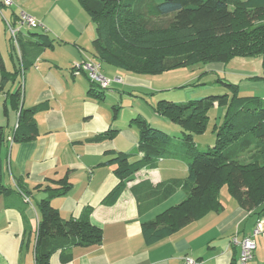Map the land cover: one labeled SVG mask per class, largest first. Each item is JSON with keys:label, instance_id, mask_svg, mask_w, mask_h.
Returning a JSON list of instances; mask_svg holds the SVG:
<instances>
[{"label": "crops", "instance_id": "obj_1", "mask_svg": "<svg viewBox=\"0 0 264 264\" xmlns=\"http://www.w3.org/2000/svg\"><path fill=\"white\" fill-rule=\"evenodd\" d=\"M12 3L7 7L10 22H6L17 27V13L24 11L40 24L34 28L37 33L24 35L19 31L24 40L32 44L37 35L45 36L51 46L40 53L26 49L30 51L22 56L27 68L0 90V127L5 137L0 150L2 183L10 190L0 195V264H35L37 206L48 197V189L56 188L53 181L64 177L72 189L63 197L51 196V207L62 220L88 221L101 231L102 242L90 248L63 247L50 256L49 264H185L186 259L194 264H231L232 260L238 264L239 243L253 234L257 222L223 188L219 193L221 212L209 213L153 246L144 244L142 223L153 221L183 202L187 195L178 188L171 196L163 197L167 183L186 175V164L181 158L165 156L136 172L116 200H106L119 182L114 175L115 166L108 161L117 153L132 152L139 142L136 129L129 123L141 117L140 113L130 107L123 114V98H137L128 92L143 84L132 74L106 64L111 69L102 74L104 63L98 62L92 48L95 26L77 0ZM1 9L0 58L5 72L13 73L21 68V56L11 50V36ZM249 60L252 59H234L224 68L213 67V71L237 86L241 96H263L264 81L253 79L261 70L251 69ZM87 61L99 64L101 74L112 82L109 89L95 90L97 85L85 73H75V65ZM213 71L206 70L201 76L207 77ZM144 87L150 90L151 85ZM18 88L22 108L35 112L37 132L32 139L14 143L18 113L11 95ZM99 95L102 99L97 98ZM108 132L112 138L90 142ZM180 193L181 199L176 200ZM258 222L261 231L254 237L256 248L247 264H264V219ZM234 239L238 244L232 243Z\"/></svg>", "mask_w": 264, "mask_h": 264}, {"label": "trees", "instance_id": "obj_2", "mask_svg": "<svg viewBox=\"0 0 264 264\" xmlns=\"http://www.w3.org/2000/svg\"><path fill=\"white\" fill-rule=\"evenodd\" d=\"M77 1L95 26L92 48L99 63L136 76H155L197 64L226 65L234 58H260L261 74L253 79L264 81V0ZM166 17H171L167 28L152 24L153 19ZM24 38L20 32L15 41L10 38L12 52L21 56L20 70L5 72L0 58L1 91L27 68L22 56L30 51L26 49L40 53L51 46L45 36L37 35L32 44ZM214 82L224 87L223 95L184 103L160 99L152 107L157 116L182 130L181 138H172L144 118L136 117L129 125L138 133L137 148L128 154L117 153L108 161L115 166L114 175L119 181L107 196L109 201L117 199L136 172L162 157H179L186 164L185 177L167 183L163 197L171 196L178 188L187 197L153 221L142 223L141 235L147 247L209 213L221 212L219 193L223 187L256 222L264 219V100L241 96L238 87L227 81L214 80L206 85ZM11 101L18 113L12 141L32 139L37 132L35 112L22 108L20 88L11 95ZM220 109L222 122L209 128L210 112ZM208 129L214 135V145L198 151L194 141ZM3 130L0 127V150L5 141ZM112 136L108 132L90 142ZM2 174L0 160V195L10 191L2 183ZM53 183L56 188L48 189V197L37 206L35 264H49L50 256L63 247L90 248L102 242L101 231L88 221L60 218L49 199L67 195L72 185L66 177ZM231 264L237 263L232 260Z\"/></svg>", "mask_w": 264, "mask_h": 264}, {"label": "rangeland", "instance_id": "obj_3", "mask_svg": "<svg viewBox=\"0 0 264 264\" xmlns=\"http://www.w3.org/2000/svg\"><path fill=\"white\" fill-rule=\"evenodd\" d=\"M1 1L2 0H0V2ZM1 11H2L1 13L2 19L5 21L6 24H8L7 23L9 21L8 8L2 7ZM20 11L26 14L24 11L19 10L17 15H19ZM26 15L29 16L28 14ZM170 19L171 17L153 19L152 24L156 25L155 26L156 28H159V27L167 28ZM14 28L18 29L19 27L17 26ZM18 30L21 31V33L24 35H27L29 33L30 34L37 33V30L34 28L29 29L27 27H20ZM179 53L181 54V52ZM180 54H177V56H179ZM4 59L7 62V55L5 53H4ZM234 59H249V58H234ZM249 62H251L253 66L251 67V69H254L255 67L257 70L259 69L261 70L260 58H254L252 60H249ZM218 65L221 66L222 64L220 63H211L208 65L197 64V65L190 66L187 68H179V69L165 71L164 73H161L155 76L131 75L133 78H136L137 81L141 82L143 85L141 88H138L137 90H133V92H128L129 94H131L132 96H136L137 98H130L129 96H126L123 98V102H122L123 109H124L122 110L123 114H126L131 109L130 107H132L133 109H135L134 111H138V113H140V116L147 119L149 123L156 129H159V130L162 129L172 138L173 137L181 138L182 130L178 126H175L174 124H172L169 120L165 118L157 116L153 112L152 106H154L157 103L158 101L157 99L159 97L152 98L150 94H157V95L162 94L161 98L159 99H163L164 101H169L173 103H184L190 100L197 101V100L207 98L209 96H221L224 94V87L222 85H220L217 82H214L210 86L205 85L209 81L210 82H213L214 80L224 81L223 76L219 74L216 75L213 71L214 69L213 67H216ZM222 67L224 68V65H222ZM107 68H110V67L106 66L105 64L102 65L103 75L105 73V69ZM206 70L213 71V72L209 73L207 77L201 76V74L206 72ZM146 84L151 85L150 87L151 91L148 90V88L146 89V87H144ZM94 87H95V90L99 88L97 86H94ZM99 89L102 90L101 88ZM162 89H170V91L166 93L158 92ZM127 91H130V90H127ZM147 91H150V92H147ZM258 97L262 98L264 97V94L263 96H258ZM222 113L223 111L221 109L217 110L216 112H210L209 116L211 118V121H210L211 125L209 128L212 127L213 123L219 125L222 122V118H223ZM214 142H215V138H214V135L210 132V129H208L205 135H203L200 138L197 137L194 141L198 151H203V150L213 147ZM223 189L226 190L225 187H223ZM182 194L183 193H180L176 197V200L181 199L180 197L182 196Z\"/></svg>", "mask_w": 264, "mask_h": 264}, {"label": "built area", "instance_id": "obj_4", "mask_svg": "<svg viewBox=\"0 0 264 264\" xmlns=\"http://www.w3.org/2000/svg\"><path fill=\"white\" fill-rule=\"evenodd\" d=\"M2 7H11L13 5L12 0H2ZM18 27H27L29 29L36 28L40 26V24L32 17L27 16L23 12H20L17 17ZM8 30L10 32V36L15 41L16 34L19 32V28H14L7 24ZM75 73L83 72L87 75V78L90 82L96 84L102 90H107L111 86V81L104 77L100 72V66L98 63L93 61L82 62L81 64L75 65L74 67ZM116 82H120V79L114 80ZM24 202H28L27 198H24ZM261 231V223L257 222L253 234L247 238H244L240 243L241 253L238 258V264H247L253 259L254 251L256 248L254 237H256ZM233 244H238L234 239ZM185 264H194L192 260L186 259Z\"/></svg>", "mask_w": 264, "mask_h": 264}]
</instances>
